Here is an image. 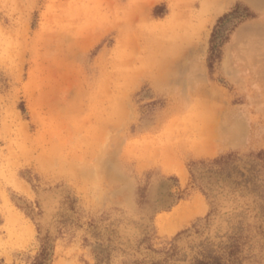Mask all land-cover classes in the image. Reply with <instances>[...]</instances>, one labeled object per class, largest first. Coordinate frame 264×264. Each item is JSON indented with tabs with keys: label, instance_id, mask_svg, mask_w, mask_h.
I'll return each instance as SVG.
<instances>
[{
	"label": "rangeland",
	"instance_id": "obj_1",
	"mask_svg": "<svg viewBox=\"0 0 264 264\" xmlns=\"http://www.w3.org/2000/svg\"><path fill=\"white\" fill-rule=\"evenodd\" d=\"M215 3L0 0V264H264V0Z\"/></svg>",
	"mask_w": 264,
	"mask_h": 264
},
{
	"label": "trees",
	"instance_id": "obj_2",
	"mask_svg": "<svg viewBox=\"0 0 264 264\" xmlns=\"http://www.w3.org/2000/svg\"><path fill=\"white\" fill-rule=\"evenodd\" d=\"M240 11V6L237 5L231 12H228L226 14H224L222 17L219 18L218 22H224L225 20L229 19L232 15L237 14V12ZM245 17L242 18H247V17H256L255 15H249V14H244ZM228 37H224L223 42L227 41ZM220 55H218L217 57H219ZM214 59L213 54L210 56V60L212 61ZM210 61V65L212 66V62Z\"/></svg>",
	"mask_w": 264,
	"mask_h": 264
},
{
	"label": "bare ground",
	"instance_id": "obj_3",
	"mask_svg": "<svg viewBox=\"0 0 264 264\" xmlns=\"http://www.w3.org/2000/svg\"><path fill=\"white\" fill-rule=\"evenodd\" d=\"M230 0H216V3L219 9H222L226 6L227 3H229ZM215 2V0H214ZM14 227V226H13Z\"/></svg>",
	"mask_w": 264,
	"mask_h": 264
},
{
	"label": "crops",
	"instance_id": "obj_4",
	"mask_svg": "<svg viewBox=\"0 0 264 264\" xmlns=\"http://www.w3.org/2000/svg\"><path fill=\"white\" fill-rule=\"evenodd\" d=\"M215 5H217V4H215ZM223 11V10H222ZM221 13V12H220Z\"/></svg>",
	"mask_w": 264,
	"mask_h": 264
}]
</instances>
